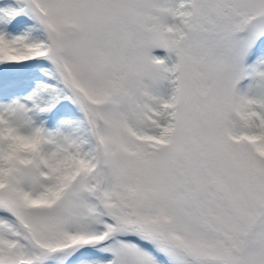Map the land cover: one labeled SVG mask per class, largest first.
Instances as JSON below:
<instances>
[{
  "label": "snow or ice",
  "instance_id": "obj_1",
  "mask_svg": "<svg viewBox=\"0 0 264 264\" xmlns=\"http://www.w3.org/2000/svg\"><path fill=\"white\" fill-rule=\"evenodd\" d=\"M0 264H264V0H0Z\"/></svg>",
  "mask_w": 264,
  "mask_h": 264
}]
</instances>
